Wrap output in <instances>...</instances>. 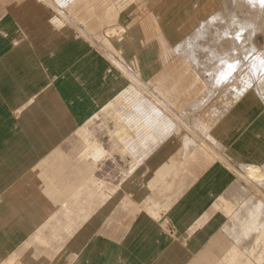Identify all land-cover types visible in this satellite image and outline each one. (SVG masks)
I'll return each instance as SVG.
<instances>
[{
    "label": "crops",
    "instance_id": "0c3cea01",
    "mask_svg": "<svg viewBox=\"0 0 264 264\" xmlns=\"http://www.w3.org/2000/svg\"><path fill=\"white\" fill-rule=\"evenodd\" d=\"M107 2L66 0L64 11L70 21L62 22L43 0H0V264H137L118 253L117 247L138 211L169 237L167 248L150 264H202L205 241L237 238L246 243L251 233L260 231V225L253 230L247 222L253 219L243 211L249 200L229 201L235 174L218 156L238 167L263 166L264 172L263 100L255 96L232 106L228 103L220 113L215 99L207 104L214 94L201 72L161 38L154 13L136 3L121 9L112 3L104 7ZM120 25L125 27L121 34L106 35L108 28ZM60 99L67 113L52 120L45 112L56 115L54 106ZM29 111L34 112L35 126H54L64 132L46 136L51 145L43 146V151L29 148ZM102 115L115 121L111 152L128 158L117 184L88 165L97 164L91 152L99 145L90 125ZM171 122L179 129L169 135ZM159 126L163 130L157 133ZM189 126H207L210 136L203 139L215 149L212 153L200 145L203 140L188 133ZM125 138L143 146L138 144L133 155ZM60 142L68 148L66 175L53 166L50 181L44 182L47 172L40 160L44 151ZM102 150V159L112 156ZM52 153L51 158L59 157L58 151ZM177 176L186 181L169 204L142 207L145 196L150 201L158 194L160 201L158 192L170 188ZM48 195L52 201L62 198L61 203L56 200L60 208L51 216L58 222L52 225V219L48 222L49 217L43 216L44 222L34 227L29 221L36 215L33 208L43 207ZM237 209L243 210L233 214ZM238 214L247 219L244 226L249 224L246 236L247 225ZM238 218V226L243 227V233L239 232L247 239L228 228ZM33 221L39 223L37 216ZM17 222L27 225V230ZM85 230L90 232L85 240L74 246L68 243ZM260 238L264 239V228ZM250 263L257 264L248 255L241 260V264Z\"/></svg>",
    "mask_w": 264,
    "mask_h": 264
},
{
    "label": "rangeland",
    "instance_id": "374dc122",
    "mask_svg": "<svg viewBox=\"0 0 264 264\" xmlns=\"http://www.w3.org/2000/svg\"><path fill=\"white\" fill-rule=\"evenodd\" d=\"M148 1H152V0H148ZM166 1H168V0H166ZM166 1L163 0V2H166ZM170 1H172V0H170ZM173 1L175 2V0H173ZM178 1L181 3L180 5H182L181 7L183 9L185 6L187 7V11H186V9H184L186 13L183 14V12H182L183 9L181 8V10H180V8H178L179 6L176 7L177 9H179L177 11H176V8H174L175 13L173 11L174 9L172 6H171L172 10L168 8L169 9L168 12L169 11L171 13L173 12V15H172L173 17L177 16L176 14H178V13L182 14V15L186 14L185 16H187V17L184 16V19L186 18L185 21L187 19L188 20L190 19V21L192 23L190 21L188 22L190 24V27H191L190 28V27H188L189 24L187 22H185L184 19L182 18L183 16L178 15L177 17H175L178 19H174L171 16V13L166 12V14L171 16V19H174L175 21L178 20V22H179V18H182L184 28L188 29L187 31L183 29V27H182L183 25H182L181 21H180V23H178L177 21L176 22L174 21L175 25L172 23V24H168L166 26L164 31L166 32V35H167L166 39L168 40V42L172 45V43L176 39V41L172 45V47L179 53L190 54V57H189V55L186 54L189 57V59H195V58L199 59V62L197 64H199L201 66H202L203 61H204V63L206 65L212 66L211 69H213V65H217L218 67L221 66V63H222L221 67L224 68L225 64L226 63L228 64V62L231 61L232 63H230V62L229 63L231 65L232 64L235 65L236 66L235 69L238 68L237 70H235L237 72L234 74L235 71H234V69H232V68H234V66H231V65L229 66V64H228V66L226 65L225 70H227L229 67H231V69L229 68L230 69L229 71L231 73H228L229 71L227 70L228 71L227 73L221 72V74L219 75V76H222V78H223L222 74L226 73V75L224 74V77H226V79L225 78L222 79L221 77L219 78V76H217V74H215L212 78L209 77V79H206L207 78V77H205L206 74L203 73L205 80L210 85L211 94L212 93L214 94V95H210L213 98L210 99L209 101H207L208 102L207 104L209 105L210 104L209 102L212 101L213 99H215V102L213 103L214 107L216 108V107H218V105L221 106L219 109L221 110L220 113H222V111H224L222 109H227V107H228L227 102H229L230 100H228L227 98L230 97V99L231 98L233 99L235 96H238L239 92L242 93V91H244V90H241V88L242 89H244V88L250 89L251 88L250 90H252L253 92L261 94V95H259V97H264V80H263L264 79V77H263L264 76V3H262L261 0H242V1L241 0H234V1L233 0H230V1L225 0L227 5L226 4L224 5L225 1L212 0V3L215 7H212V9H211V7L210 8L208 7V9H211L208 12L206 9V6H205V5H207V2L202 4V2H200L201 0L200 1L199 0H178ZM195 1H198L197 5H199V6H197L195 4ZM215 1H217V2H215ZM237 1H239L240 3ZM108 2H110V3H108ZM108 2L103 6L104 7L109 6L111 3L113 5H116V2L113 0H108ZM176 2H177V0H176ZM182 2H183V4H182ZM192 2H193V5H192ZM167 3L166 4L164 3V5L166 6ZM238 3H239V7H238ZM136 4H138V6H140V7L145 6V4H143L142 0H140L139 2H136ZM218 5H219L220 9L222 7L223 8L221 9V13L219 16H214L215 14H212L213 8L217 9V10H215L217 14H219V12H220V10H218V8H219ZM203 6H205V7H203ZM228 7H229V9H227ZM244 7H245V9H244ZM225 8L228 11H226ZM231 9H233V11ZM229 10H231L233 13L235 12L234 13L235 15H233L232 12H231V14H229L230 13ZM161 11L163 12L164 10H161ZM178 11H180V12H178ZM217 11H219V12H217ZM54 12L56 14L55 10H54ZM176 12H178V13H176ZM240 12L242 13V15H240L241 14ZM187 13H188V15H187ZM228 15H230V16L232 15L233 18H232V16L229 17ZM250 15H252V16H250ZM195 16H197V20H196ZM243 16H246V18H243ZM253 16H254L255 21L252 20ZM191 17H195V18H191ZM199 17H202V18H199ZM228 17L230 18L231 22H228L225 20V18L227 20H229ZM247 17H249V18H247ZM240 18L241 19L243 18L242 21L240 20ZM250 18H252V19H250ZM192 19H193V21H192ZM194 19L196 20L197 24H195L196 22ZM216 19H218L220 21L219 22L217 20V22L219 24L216 22ZM249 19L252 20L251 23H249L250 22ZM256 19L258 21H256ZM247 20H248V22H247ZM245 22H247L248 25ZM256 22H258V23H256ZM202 23H203V25H202ZM176 24H177V26H176ZM200 24L202 26H200ZM185 25H187V27ZM196 25H197V28H198V26H200V27L197 29ZM180 28H182L183 30ZM200 28H202V29H200ZM196 29H197V31H196ZM172 31H175V33L174 32L172 33ZM178 32H179V35H178ZM200 32H202L201 33L202 35L199 34ZM181 33H183V34H181ZM190 33H191V35H190ZM197 34H199V35H197ZM180 35H182V37ZM219 37H221L222 38L221 40H223V41H219ZM198 38H199L201 43L199 42ZM224 38H225V40H224ZM188 39H189V41H188ZM201 39H203L204 42H203V40L201 41ZM205 40H208V41H205ZM217 40L219 42H217ZM194 41H197L198 44L197 43L194 44L195 43ZM212 41H214L213 43H215V44H213ZM224 41H226V43H224ZM199 43H200V45H199ZM203 43H204V45H203ZM206 43H207V45H206ZM211 43H212V46H214V47H212L211 45L208 47V44H211ZM218 43L220 46L218 45ZM228 43H230V45ZM231 43H233L234 45L233 44L231 45ZM179 44H180V46H179ZM218 46H219V49H218ZM223 46H225V47H223ZM199 47H201V49ZM206 48H210V49L214 48L215 51L212 50V51H214V53H212V52H210L211 51L210 49H206ZM220 48H221V50H220ZM182 49H184V50H182ZM216 49H217V51H216ZM224 50H225V52H224ZM230 50H232V51L230 52ZM193 51H195V52H193ZM199 51H201V52H199ZM208 51H209V53H208ZM226 52L227 53L229 52L228 53L229 55H227ZM233 52H235V53H233ZM237 52H238V54H237ZM215 53H218V54H215ZM193 54L196 57L193 56ZM207 54H209V55H207ZM221 54H224V56ZM231 54L234 57L237 56V58L231 57ZM212 55H213V57H212ZM215 55L217 56V59L215 58L216 57ZM218 55L220 56L221 59L218 58ZM204 57H205V59H204ZM228 57L230 59L228 60V62H226L227 61L226 58H228ZM223 59H225L226 61H224ZM234 59H235V61H236V59H238V61H236V62L232 61ZM249 59H250V61H249ZM254 59H256V61ZM259 59H261V60H259ZM221 60H222V62H220ZM253 60H254V62H253ZM223 61L226 63H224ZM251 62H253L252 64H255V65L259 64L258 62H260V65L257 66L258 68H256V66L254 65L255 66L254 68H256V70H255V69H252L253 67L251 68V66H253V65H249V67H248V64H251ZM199 65H197V66L200 69L201 67ZM218 67H217V69H218ZM243 67H244V70H242ZM250 68H251V70H248ZM214 69L216 70V67ZM231 70H233L234 72ZM241 70H242V72H241ZM232 73L234 74L235 78L231 75ZM239 73H241V74L239 75ZM227 75H228V77L231 76L232 78L231 77L228 78ZM257 76H259L258 77L259 80L256 79ZM241 77L244 79H240ZM248 77H249V79L251 78V80L247 79ZM260 77L261 78L263 77V78L261 79ZM220 79L224 80L225 82L224 81L222 82ZM260 79L262 82L260 81ZM227 80H228V82H226ZM244 80H245V82H244ZM250 81H251V83H250ZM210 82H211V84H210ZM219 82H221V83H219ZM246 82H249V83L246 84ZM261 83H263V85ZM245 84L246 85L250 84V86L244 87ZM251 84H252V86H251ZM258 84H260L261 87H257V86H259ZM248 87H250V88H248ZM258 90H259V92H258ZM217 97H219V98L216 99ZM229 103L231 104V102H229ZM207 104L204 106V108H206V109L208 108ZM54 108L57 109V111H56L57 116L51 110L45 112L47 117L52 119V120L57 119V117H59V119L60 118L62 119L64 117L63 115H65L67 113V107L63 103L62 99H60L59 103L57 104V106H54ZM28 114H29V117H28L27 129H28V136H29V148L30 147L34 148L36 146L39 149V151H43L44 150L43 146H50L51 145V143L46 142V138H47L46 136H50L52 134L64 133L62 128H59V131H57L58 130L57 127H54V126L53 127L52 126H43V127L35 126V121L33 120L34 119V116H33L34 112L29 111ZM114 122L115 121L110 116L102 115V116H100V118H97L96 120H94L93 124L90 125L91 131L93 133V137L99 142V145L102 146V148H104L108 151V153L111 152V143L112 142H111L110 131L114 130V128H115ZM202 127H204V126H202ZM202 127H199V130H201ZM205 132H207L206 136H208V129H206ZM75 138L81 139V136L78 134H75ZM66 146H67L66 142H60L57 145L53 146L54 147L53 150L49 149V150L44 151L43 158L40 160V166H43L44 172H47V173L43 174L44 182L50 181V177L52 175H51V173H48V172H50V170L53 166L59 168V170L61 172L60 175H66L65 173L67 172V169H65V168L68 166V163H67L68 160L65 157L66 153H67V149H68ZM52 151H54V154L58 151L57 156H59V157L58 158H56V157L51 158L50 156L53 154ZM112 156H114L113 159H112ZM112 156L109 155L108 157L104 158L102 161L95 164V166H93V164H91L92 162H88V165L93 167L92 169L95 170V173L98 176L102 172L107 173L108 176L113 181V183L117 184L120 182V180L124 176V170L127 169L126 159H128V158L123 159L117 152H113ZM74 162H77V161L74 160ZM182 177L183 176H180V178H179L177 176L176 180L173 179V181L170 182V184H169V185H171L170 188L164 187L165 189L163 188L161 193L158 192L159 195L162 196L160 201L158 200V194H156L154 199H151L150 201H149L150 197L145 196L143 198V200L141 201L142 207H144L145 209L146 208L148 209L149 207H152V204L157 203L156 206L159 205L158 208H160V207H162L161 206L162 204H166V203L169 204V200L173 196V193L178 192L180 187L182 188L183 185L185 184L186 179L180 181V179H183ZM49 194H51V192H49ZM164 196H166L168 198V200ZM48 197L49 198L44 201L45 205L43 207L33 208V211L35 210L34 214H36V215H34L32 218H29V221H31L30 223H32V226L35 227V226L41 225L44 222L43 216L49 217L48 221H50L52 219V217H54V215H55L54 213H57L58 209L60 208V205H56V202H57L56 200H58V202L61 203L62 202L61 197H58V199L53 200V201L50 200L52 198L51 195H48ZM54 198H57V196H55ZM52 204H55V205H52ZM35 216H37V218H38V221H39L38 224H35L33 221ZM12 217L14 218V208H12ZM252 217L254 218L255 216H252ZM41 219H42V221H41ZM57 219H58V215H57ZM57 222L58 221H55V219L53 218L50 221V224L54 225ZM129 225H130L131 229L125 233V238H123L124 240H123L122 244H120L117 247L118 253L124 254L125 256H128L132 260H135L137 264H150L155 259V257L158 255L159 252H161L167 248L168 243H169V237H168L167 233H164V232H161L160 230H157L156 229V227H157L156 222L154 220H152L151 218H149L147 215H145L143 211L136 212L132 221L129 223ZM17 226L19 228L25 230V231L27 230V227H26L27 225H24L22 222H17ZM30 228H31V226H30ZM89 234H90L89 231H86V230L82 231L81 233L76 234V236L74 235L73 237H71V239L68 241V243L70 242L72 246L78 245L80 242L85 240ZM263 251H264V242L262 239V241L255 248L254 258L258 259L259 257H261ZM250 264H253V263H250Z\"/></svg>",
    "mask_w": 264,
    "mask_h": 264
},
{
    "label": "bare ground",
    "instance_id": "6f19581e",
    "mask_svg": "<svg viewBox=\"0 0 264 264\" xmlns=\"http://www.w3.org/2000/svg\"><path fill=\"white\" fill-rule=\"evenodd\" d=\"M113 1H115L116 2V7L118 8H123V7H126V6H130L131 4H134V3H136V2H139L140 0H113ZM143 1V4H145V6L150 10V13H152V15H153V13H154V16L153 17H155V19H156V21H157V23L159 24V26H160V29H161V31H160V33L159 34H161V38H164V39H166L167 38V35H166V32L164 31V29L166 28V26L168 25V24H174L176 21L178 22V20H174V19H178V18H175V17H177L178 15H180V16H183L182 18L184 19V16L186 15H182V14H179L178 12H180V11H178V12H176V13H178V14H176L177 16H175V17H173L172 15H173V12L171 13L170 11L168 12V10L169 9H171L172 10V7H173V9L174 8H176V7H178V8H180V10H181V6L182 5H180L181 3L177 0V2H176V0H175V2L172 0V1H170V0H168V1H166V2H163V0H152V1H146V0H142ZM170 1V2H169ZM200 1V0H199ZM222 1H225V0H222ZM230 1V0H229ZM234 1V0H233ZM242 1V0H241ZM43 2L47 5V6H49L50 8H53L55 11H56V13H58L59 14V16L61 17V19H62V22H68V21H70V18H69V16L65 13V11H64V9H65V3H66V0H43ZM168 2V3H167ZM184 2V1H183ZM183 2H182V4H183ZM197 2L198 1H195V4L197 5ZM200 2H202V4H204L205 2H207V5H205L206 6V9H207V11L209 12V10H211L212 9V7H215L214 5H213V3H212V0H201ZM215 2H217V1H215ZM237 2H239V1H237ZM164 3L166 4L167 3V5L165 6L164 5ZM187 3V2H186ZM230 3V2H229ZM240 3V2H239ZM239 3H238V7H239ZM226 4V1L224 2V5ZM243 4V3H242ZM192 5H193V2H192ZM227 5V4H226ZM232 5V4H231ZM169 6V7H168ZM172 6V7H171ZM197 6H199V5H197ZM205 6H203V7H205ZM112 7V6H111ZM171 7V8H170ZM186 7V6H185ZM184 7V9H186V11H187V7L185 8ZM208 7L210 8L211 7V9H208ZM217 7V6H216ZM218 7H219V5H218ZM217 7V8H218ZM227 7V6H226ZM231 7V6H230ZM233 7V6H232ZM169 8V9H168ZM223 8V7H222ZM221 8V9H222ZM183 9V8H182ZM182 10V12H183V14L184 13H186L185 12V10ZM221 9H220V7L218 8V10H220V12L219 11H217V12H219V14H217L216 13V11L215 10H217V9H214L213 8V12H212V14H215L214 16H219L220 15V13H221ZM227 9H229V7L227 8ZM226 8H225V10L226 11H228ZM244 9H245V7H244ZM112 10V9H111ZM161 10H164L163 12L161 11ZM177 10H179V9H177L176 8V11ZM232 11H233V9H231ZM231 10H229V14H231ZM243 10V9H242ZM174 11V13H175V9L173 10ZM166 12H168V13H171V16L174 18V19H171V16H169L168 14H166ZM181 12V13H182ZM223 12V11H222ZM260 12V11H259ZM224 13V12H223ZM222 13V14H223ZM227 13V14H228ZM233 13V12H232ZM235 13V12H234ZM233 13V15H235ZM241 13V12H240ZM261 13V12H260ZM217 14V15H216ZM226 14V15H227ZM245 14V13H244ZM247 14V13H246ZM258 14V13H257ZM170 17H168V16ZM187 15H188V13H187ZM240 15H242V13L240 14ZM225 16V15H224ZM223 16V17H224ZM229 17H231L230 15H228ZM248 16V15H247ZM250 16H252V15H250ZM262 16V15H261ZM185 17H187V16H185ZM196 17V20H197V16H195ZM195 17H191V18H195ZM227 17V16H226ZM228 17V19L229 20H227L226 18H225V20L226 21H228V22H231V20H230V18ZM239 17V16H238ZM182 18H179V22L178 23H180V21H181V23H182V25H183V20H182ZM199 18H202V17H199ZM198 18V19H199ZM214 18V17H213ZM232 18H233V16H232ZM243 18H246V16H243ZM242 18V19H243ZM247 18H249V17H247ZM253 18V19H252ZM252 18H250V19H252V20H254V16L252 17ZM256 18V17H255ZM258 18V17H257ZM151 19V18H150ZM181 19V20H180ZM186 19V18H185ZM185 19H184V21H185ZM242 19L240 18V20L242 21ZM249 19V23H251V21L252 20H250ZM188 20V19H187ZM185 21V22H189L190 21V19L188 20V21ZM195 20V19H194ZM196 20H195V22H196ZM217 20L218 19H216V22H217ZM245 20V19H244ZM155 21V20H154ZM175 21V22H174ZM192 21H193V19H192ZM219 21V20H218ZM246 21V20H245ZM255 21V20H254ZM256 21H258L257 19H256ZM261 21V20H260ZM191 22V21H190ZM220 22V21H219ZM247 22H248V20H247ZM247 22H245L246 24H247ZM119 23V22H118ZM177 23V24H178ZM192 23V22H191ZM215 23V22H214ZM218 23V22H217ZM256 23H258V22H256ZM177 24H176V26H177ZM189 24V23H188ZM195 24H197V22L195 23ZM219 24V23H218ZM175 25V24H174ZM179 25V24H178ZM181 25V24H180ZM192 25V24H191ZM202 25H203V23H202ZM201 24H200V26H202ZM248 25V24H247ZM251 25V24H250ZM255 25V24H254ZM111 26V25H110ZM186 27H187V25H185ZM200 26H198V28L200 27ZM263 26V25H262ZM116 27V26H115ZM115 27H112V28H108L107 30H106V35L107 36H110V37H113V36H117V35H119V34H121V32L122 31H124V29H125V27L124 26H122V25H120L118 28H115ZM183 27V29L184 30H188L187 28L185 29L184 28V25L182 26ZM188 27H190V24H189V26ZM191 28V27H190ZM196 28H197V25H196ZM197 28V29H198ZM180 29H182V28H180ZM182 29V30H183ZM197 29H196V31H197ZM200 29H202V28H200ZM175 33V31H172V33ZM184 32V31H183ZM190 32V31H189ZM186 33V32H185ZM202 32H200L199 34H201ZM181 34H183V33H181ZM199 34H197V35H199ZM178 35H179V32H178ZM190 35H191V33H190ZM202 35V34H201ZM218 35V34H217ZM216 35V36H217ZM157 36V35H156ZM181 37H182V35H180ZM187 36V35H186ZM209 37V36H208ZM207 37V38H208ZM189 38V37H188ZM217 38V37H216ZM215 38V39H216ZM170 39V38H169ZM185 39V38H184ZM190 39V38H189ZM189 39H188V41H189ZM197 39V38H196ZM218 39V38H217ZM222 38L221 37H219V41H223V40H221ZM172 40V39H171ZM187 40V39H186ZM198 40H199V38H198ZM203 39H201V41H202ZM214 40V39H213ZM224 40H225V38H224ZM92 42H94L93 40H91ZM170 41V40H169ZM175 41H176V39H175ZM175 41L172 43V45L175 43ZM205 41H208V40H205ZM215 41V40H214ZM214 41H212V43L214 42ZM218 40H217V42H219ZM195 43L194 44H196L197 43V41H194ZM199 42H200V40H199ZM203 42H204V40H203ZM216 42V43H217ZM228 42V41H227ZM230 42V41H229ZM233 42V41H232ZM95 43V42H94ZM191 43V42H190ZM201 43V42H200ZM200 43H199V45H200ZM212 43L211 44H208V47L211 45L212 46ZM224 43H226V41H224ZM96 44V43H95ZM198 44V43H197ZM213 44H215V43H213ZM229 45H230V43H228ZM233 43H231V45H232ZM176 45V44H175ZM192 45V44H191ZM203 45H204V43H203ZM206 45H207V43H206ZM218 45H219V43H218ZM225 45V44H224ZM234 45V44H233ZM179 46H180V44H179ZM183 46V45H182ZM190 46V45H189ZM188 46V47H189ZM196 46V45H195ZM220 46V45H219ZM219 46H218V49H219ZM184 47V46H183ZM212 47H214V46H212ZM223 47H225V46H223ZM200 49H201V47H199ZM222 48V47H221ZM221 48H220V50H221ZM204 49V48H203ZM206 49H210V48H206ZM223 49V48H222ZM182 50H184V49H182ZM197 50V49H196ZM195 50V51H196ZM211 51L210 52H212V53H214V51H215V49L213 48H211L210 49ZM212 50H214V51H212ZM180 51V50H179ZM192 51V50H191ZM190 51V52H191ZM195 51H193V52H195ZM216 51H217V49H216ZM232 50H230V52H231ZM199 52H201V51H199ZM204 52V51H203ZM206 52V51H205ZM224 52H225V50H224ZM208 53H209V51H208ZM227 53V52H226ZM229 53V52H228ZM227 53V55H229ZM233 53H235V52H233ZM187 54V53H186ZM186 54H184V55H186ZM215 54H218V53H215ZM237 54H238V52H237ZM187 55H189V57H190V54H187ZM186 55V56H187ZM207 55H209V54H207ZM214 55V54H213ZM213 55H212V57H213ZM220 55V54H219ZM218 55V58L219 59H221L220 58V56ZM221 55H223L224 56V54H221ZM234 55V54H233ZM236 55V54H235ZM193 56H195L194 54H193ZM216 56V55H215ZM214 56V57H215ZM188 57V56H187ZM188 57V58H189ZM196 57V56H195ZM222 57V56H221ZM231 57H234V56H232V54H231ZM216 59H217V56L215 57ZM234 58H237V56L236 57H234ZM254 58V57H253ZM252 58V59H253ZM204 59H205V57H204ZM227 59V61L225 60V59H223L224 61H226V62H228V60L230 59L229 57L228 58H226ZM257 59V58H256ZM256 59H254L255 61H256ZM196 60V61H195ZM210 60V59H209ZM214 60V59H213ZM254 60H253V62H254ZM259 60H261V59H259ZM190 61H191V63H192V65L194 66V68H195V70H196V68L198 67L197 65H199V64H197L198 62H199V59H190ZM223 61V62H224ZM232 61H234V62H236V61H238V59H236V61H235V59L234 60H232ZM249 61H250V59H249ZM258 61V60H257ZM194 62V63H193ZM214 62V61H213ZM220 62H222V60L220 61ZM226 62H224V63H226ZM230 63H232L231 61H229ZM228 62V64H229V66L231 65L230 63ZM253 62H251V64H248V67H249V65H253V66H251V68L252 69H255L256 70V68H258L257 66L258 65H260V62H258L259 64H257V65H255V64H252ZM220 64V63H219ZM218 64V65H219ZM228 64L226 63L225 64V66H224V68L223 67H221L222 66V63H221V66H217V65H213V69L216 67V70L214 71L213 69H211V67L212 66H210V65H206L205 63H204V61H203V64H202V66L201 65H199L201 68L199 69V67L197 68L200 72H201V74L203 75V73L204 74H206V76L205 77H207L206 79H209V77H213L215 74H217V76H219L220 74H221V72H228L230 69H231V67H229L227 70H225L226 68V65L228 66ZM256 66V68H254L255 66ZM197 66V67H196ZM231 66H234V68H232V69H234V71L235 70H237V69H235V65H231ZM243 66V65H242ZM217 67H218V69H217ZM238 67V66H237ZM246 67V66H245ZM251 68L250 69H248V70H251ZM240 69V68H239ZM242 70H244V67L242 68ZM242 70H241V72H242ZM231 71H233V70H231ZM233 71V72H234ZM237 71H235L234 72V74L236 73ZM240 72V71H239ZM251 72V71H250ZM226 73H224L225 75H226ZM228 73H231L230 71L228 72ZM224 74H222L223 75V78H222V76H219V78L221 77L222 79H226V77H224ZM234 74L232 73L231 75L235 78V76H234ZM241 73H239V75H240ZM245 74V73H244ZM229 75V74H228ZM228 75H227V77H228ZM243 76V75H242ZM248 76V75H247ZM261 76V75H260ZM203 77H204V75H203ZM229 77H231V76H229ZM228 77V78H229ZM251 77V76H250ZM259 76H257V78L256 79H258L259 80V78H258ZM264 77V76H263ZM262 77V78H263ZM210 78V79H211ZM227 78V79H228ZM232 78V77H231ZM261 78V77H260ZM261 78V79H262ZM240 79H244V78H240ZM247 79H249V77L247 78ZM246 79V80H247ZM261 79H260V81H261ZM221 80V79H220ZM238 80V79H237ZM249 80H251V78L249 79ZM254 80V79H253ZM264 80V79H263ZM211 81V80H210ZM222 82L224 81V80H221ZM259 81V82H260ZM225 82V81H224ZM226 82H228V80L226 81ZM244 82H245V80H244ZM258 82V83H259ZM262 82V81H261ZM219 83H221V82H219ZM247 83H249V82H246V84ZM250 83H251V81H250ZM254 83V82H253ZM210 84H211V82H210ZM245 84V86L244 87H246V86H250V84L249 85H246ZM262 85H263V83H261ZM137 85V84H136ZM140 85V84H139ZM244 85V84H243ZM259 86H257V87H261V85L260 84H258ZM216 86V85H215ZM251 86H252V84H251ZM143 88V87H142ZM248 88H250V87H248ZM251 89V88H250ZM250 89H247V88H244V89H242L241 88V90H244V91H242V93L241 92H239L238 93V96H235L232 100H230L229 102H231V106L233 105V104H235L236 102H238V101H241V100H246V99H250V98H253V97H255V96H258L259 97V95H261L260 93L258 94V93H255V92H253L252 90H250ZM249 90V91H248ZM257 91V90H256ZM236 92V91H235ZM258 92H259V90H258ZM263 93V92H262ZM258 94V95H257ZM126 95V94H125ZM124 95V96H125ZM139 96H141V94H140V92H139ZM144 96H146V95H144ZM144 96H142V99H143V97ZM135 97V96H134ZM130 98H131V96H130ZM207 98V97H206ZM262 100H263V102H264V97H260ZM140 99V98H139ZM205 99V98H204ZM123 100V99H122ZM134 100V99H133ZM132 100V101H133ZM130 101H131V99H130ZM143 101V100H142ZM150 101V100H149ZM207 101H208V98H207ZM119 102H121V100L119 101ZM128 102V101H127ZM135 102H136V100H135ZM137 102H138V100H137ZM145 102L147 103V101L145 100ZM151 102H154V100L153 101H151ZM201 103H202V99H201V101H200ZM229 102H227V105H228V103ZM123 103V102H122ZM133 103H134V101H133ZM141 103V102H140ZM131 104V103H130ZM129 104V105H130ZM145 104V103H144ZM149 104H150V102H149ZM148 104V105H149ZM205 104V103H204ZM203 104V105H204ZM264 104V103H263ZM127 105V104H126ZM133 105V104H132ZM135 105H137V104H135ZM146 105V104H145ZM164 105V104H163ZM202 105V104H201ZM140 106V105H139ZM143 106V105H142ZM156 106V105H155ZM205 106V105H204ZM131 107V106H130ZM198 107H199V105H198ZM221 107V106H220ZM219 107V108H220ZM115 108V107H114ZM140 108H141V106H140ZM143 108H144V106H143ZM156 108H157V106H156ZM155 108V109H156ZM167 108V107H166ZM144 109H147V108H144ZM159 109V108H158ZM193 109V108H192ZM216 109V108H215ZM137 110H139V109H137ZM161 110V109H160ZM144 112V111H143ZM147 112V111H146ZM157 113V112H156ZM162 113H163V111H162ZM162 113L160 114V115H162ZM140 114H141V112H140ZM176 114V113H175ZM175 114H173V116L174 117H178L177 115H175ZM188 114H189V112H188ZM157 115H159L158 113H157ZM156 115V116H157ZM164 115V114H163ZM162 115V116H163ZM131 116H132V114H131ZM152 116V115H151ZM166 116V115H165ZM186 116H188V115H186ZM263 116H264V114H263ZM125 117H126V115H125ZM124 117V118H125ZM140 117H141V115H140ZM139 117V118H140ZM148 117V116H147ZM158 117H160V116H158ZM164 117V116H163ZM184 117V116H183ZM144 118H145V116H144ZM135 119H136V117H135ZM143 119V118H142ZM146 119V118H145ZM151 119V118H150ZM167 119V118H166ZM165 119V120H166ZM178 119H179V117H178ZM182 119V118H181ZM180 119V120H181ZM185 119V118H184ZM186 119H187V117H186ZM161 120V119H160ZM170 120V119H169ZM176 120H177V118H176ZM150 121V120H149ZM173 121V120H172ZM179 121V120H178ZM162 122H163V120H162ZM186 122V121H185ZM149 123V122H148ZM153 123V122H152ZM159 123H160V121H159ZM174 124H176L175 123V121L173 122ZM209 123V122H208ZM158 124V123H157ZM163 124V123H162ZM164 124L166 125V121L164 122ZM182 124H183V122H182ZM185 124V123H184ZM189 124H190V122H189ZM191 124H192V122H191ZM169 125V124H168ZM167 125V126H168ZM188 125V124H187ZM171 126L172 127H170V125H169V130L168 131H170V132H168V134L170 135V134H172L173 132H176V130H178L179 128H178V126H177V128H176V126L174 127V125L172 124V122H171ZM186 125H184V127H185ZM197 126V125H196ZM196 126H195V128H192V127H186V130L188 131V133H190V134H194V135H196L197 137H198V139L199 140H203V143H202V141L200 142L201 144V146H203L204 148H206L207 149V151H210V150H213L214 148H212L213 146L211 145V144H209V143H207V141H205V139H203V137H204V135L206 136L207 135V132H205L206 131V129H208L207 128V126H204V127H202L201 128V130H199V128H196ZM154 127V126H153ZM160 127V126H159ZM164 127V126H163ZM165 128H167V127H165ZM163 130V128H161L160 127V129H157V133L158 132H160V131H162ZM166 132V131H165ZM165 132H164V134H162L161 136L163 137V135H165ZM259 134V133H258ZM257 134V135H258ZM137 135V134H136ZM155 135H157V134H155ZM193 135V137H195ZM160 135H158L156 138H159L160 139V137H161ZM208 136H210V134H209V129H208ZM161 137V138H162ZM165 138V137H164ZM206 138V137H205ZM124 139V138H123ZM122 139V140H123ZM126 139V138H125ZM166 139V138H165ZM191 139V138H190ZM162 141H164L163 139H161ZM208 140H209V138H208ZM239 140V139H238ZM126 141H128V143H127V146H128V148L130 149V152H131V150H132V153L133 152H135V149L138 147L137 145L139 144V146L141 147V146H143V144L141 145L140 143H136V141H132L131 139H126ZM161 141V142H162ZM191 141H192V139H191ZM194 141V140H193ZM125 142V141H124ZM164 143V142H163ZM195 143V142H194ZM199 145V146H200ZM224 145V144H223ZM218 147H220V146H218ZM194 148V147H193ZM216 148H217V146H216ZM138 149H140V148H138ZM150 149V148H149ZM218 149V148H217ZM137 150V149H136ZM152 150V149H151ZM197 150V149H196ZM215 150V149H214ZM219 150H220V148H219ZM248 150V149H247ZM103 150H102V148L99 146V145H96V147L92 150V154H91V156L97 161V163L98 162H100V161H102L103 159L101 158V156H103V154H101V152H102ZM217 151V150H216ZM220 151H222V150H220ZM238 151V150H237ZM198 152H199V150H198ZM211 152V151H210ZM213 152V151H212ZM211 152V153H212ZM248 152H250V151H248ZM228 153V152H227ZM239 153V152H238ZM136 154V153H135ZM214 154V156H216L215 155V152L213 153ZM219 154V153H218ZM220 154H223V152L222 153H220ZM258 154V153H257ZM133 155H134V153H133ZM247 155H248V153H247ZM90 156V155H89ZM225 156V155H224ZM227 156V155H226ZM147 156H145V158H146ZM247 157V156H246ZM88 158V157H87ZM218 160H220L221 162H223L226 166H228L231 170H232V172H234L233 174H235V186H234V192L231 190L230 191V199H229V201H235V204L238 202V201H243V203L245 202V200H249L250 202L248 203H246L247 205H248V207L247 206H245L244 205V208H246L245 210H243V209H237V212L236 213H233V214H237L238 212L240 213L242 210L243 211H245V213L246 214H248L247 215V218H248V216L250 217L249 219L251 220V219H254L255 218V220L254 221H256L257 223H258V225H256V222L255 223H253L254 221L252 220V222H250L249 220L247 221V222H249V224H253V230L255 229V231H256V229L258 228L257 226H259L260 225V231L256 234V233H251V231H248V232H250L251 234H253L252 235V238H251V240L249 239V242L247 241L246 243L245 242H243V240H241V239H235V240H233V239H228V238H222V239H219V240H208V241H205V244H204V246H203V254H201L202 255V260H203V262H202V264H241V260H242V258L243 257H245L246 255H248L249 257H250V259H252L255 263H257V264H262L263 263V261H264V253H263V255L261 256V257H259L258 259H255L254 258V251H255V248H256V246L262 241V239L260 238V235H261V230L264 228V172H262V170H263V166L260 168V166H255V165H249V166H241L240 164V166L238 167V165H234V164H232V163H230L228 160H226V159H228V158H222V157H220V156H218ZM250 158V157H249ZM231 159V158H230ZM253 160V159H252ZM141 161V160H140ZM140 162H139V159H138V164H139ZM144 163V162H143ZM236 163V162H235ZM243 163V162H242ZM224 165V166H225ZM227 167V168H228ZM133 172V170L131 171V173ZM131 175V174H130ZM129 176V175H128ZM234 178V177H233ZM129 179V178H128ZM125 180V179H124ZM123 182V181H122ZM121 182V183H122ZM233 183V184H234ZM230 186V185H229ZM232 193H234L235 195H237V197H233V195H232ZM226 198V197H225ZM250 205V206H249ZM262 205V206H261ZM169 207V206H168ZM254 208V209H253ZM163 212V211H162ZM164 214V213H163ZM250 214V215H249ZM239 215V217H241L240 215H242V214H238ZM245 215V214H244ZM243 215V216H244ZM246 216V215H245ZM252 216H255L254 218L252 217ZM242 218V217H241ZM245 218V217H244ZM237 221L236 222H232L233 224L235 223H237L236 224V226H238L239 224V222L241 221L240 220V218H238V219H236ZM244 220V221H243ZM245 220H247L246 218L245 219H243L242 218V223H243V226H244V222H245ZM73 221V220H72ZM172 221V220H171ZM49 222V221H48ZM247 222H246V224H245V226L244 227H246V225H247ZM241 223V224H242ZM48 224V223H47ZM233 224H227L228 226H230V227H228V228H230L231 229V231H230V229L228 230V232L230 231L231 233H233L234 234V232L233 231H235V235H236V232H239V231H241V230H243L242 228H240V226H238V227H236L235 225H233ZM248 224V225H249ZM252 224L250 225V226H252ZM161 225V224H160ZM162 225H163V222H162ZM231 225H233V229L231 228ZM247 225V227L246 228H244V229H246L245 231H244V234H245V236L247 235V233H246V231H247V229L249 230V226ZM256 225V227L254 228V226ZM237 229V228H239L240 230H238L237 229V231L235 230V228ZM251 227H250V230L252 229ZM227 230V229H226ZM233 230V231H232ZM252 230V231H253ZM176 232V231H175ZM242 232V231H241ZM241 232H239L238 234H242ZM244 234H242V236H240L239 235V237H244L243 235ZM237 237V236H236ZM251 237V236H250ZM173 238V237H172ZM244 239H247V238H245L244 237ZM173 241V240H172ZM185 242V241H184ZM263 242H264V239H263ZM240 246V247H239ZM247 248V254L245 253V251H242L240 248ZM201 251V250H200ZM200 255V254H199ZM201 260V261H202ZM200 262V261H199Z\"/></svg>",
    "mask_w": 264,
    "mask_h": 264
},
{
    "label": "snow or ice",
    "instance_id": "6c2138e0",
    "mask_svg": "<svg viewBox=\"0 0 264 264\" xmlns=\"http://www.w3.org/2000/svg\"><path fill=\"white\" fill-rule=\"evenodd\" d=\"M262 3H264V0H261Z\"/></svg>",
    "mask_w": 264,
    "mask_h": 264
}]
</instances>
